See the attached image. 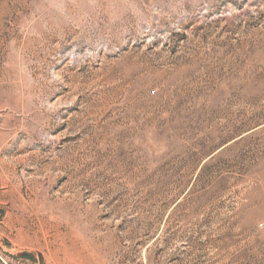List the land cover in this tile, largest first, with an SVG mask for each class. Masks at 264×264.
Listing matches in <instances>:
<instances>
[{
    "label": "rangeland",
    "instance_id": "rangeland-1",
    "mask_svg": "<svg viewBox=\"0 0 264 264\" xmlns=\"http://www.w3.org/2000/svg\"><path fill=\"white\" fill-rule=\"evenodd\" d=\"M0 264H264V0H0Z\"/></svg>",
    "mask_w": 264,
    "mask_h": 264
}]
</instances>
